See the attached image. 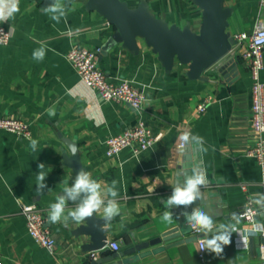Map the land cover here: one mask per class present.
<instances>
[{"label": "crops", "instance_id": "0c3cea01", "mask_svg": "<svg viewBox=\"0 0 264 264\" xmlns=\"http://www.w3.org/2000/svg\"><path fill=\"white\" fill-rule=\"evenodd\" d=\"M136 7L141 0H123ZM66 18L53 20L44 12L42 0H18L19 11L0 20L10 32L7 44L0 45V116L26 120L31 129L28 138L0 130V261L2 264H264L260 246L263 234L249 237L247 247L232 243L217 256L208 250L199 256L203 234L191 232L181 207L168 209L164 201L171 195L179 168L188 154L192 167L201 166L208 183L200 189V207L214 223L227 224L234 214L241 216L247 197L264 195L261 168L246 155L255 141L250 130V72L241 58L246 42H236L228 54L204 70L199 78L187 75L188 66L175 62L166 70L157 54L143 40L139 51L132 52L121 43L108 44L115 28L86 0H61ZM154 16L183 28L198 31L201 9L192 0H146ZM232 8L227 30L231 35L250 33L264 14L259 0H225ZM73 46L101 47L99 67L112 81L130 80L143 90L140 110L127 103L104 100L86 87L67 60ZM44 50L43 59L34 52ZM234 62L236 70L221 71L223 64ZM226 71V72H225ZM264 82V68L260 74ZM207 101L203 112L198 104ZM54 112V115H50ZM142 119L159 138L147 150L134 153L125 148L107 156L105 140L121 133ZM184 133L204 140L206 152L182 150ZM62 137L76 141L86 171L106 190L116 182L120 214L103 227L107 240L117 241L119 249L108 247L93 251L84 246L89 236L76 234L85 224L69 218L53 224L48 219L49 205L64 195L63 181L71 186L72 170L62 164L61 154L69 149ZM36 140L33 150L31 141ZM51 169L42 195L36 194L38 165ZM189 174V173H188ZM21 204H35L44 216L45 226L55 239L48 250L27 232ZM254 204V203H253ZM76 204L68 201L67 208ZM254 206L258 209L259 206ZM165 211L173 213V222H163ZM67 212V209H66ZM103 217L102 211L95 213ZM264 223V213L254 217ZM179 225L182 234L164 239L162 235ZM188 226V228H186ZM251 222L241 219L242 231ZM200 237H197V236Z\"/></svg>", "mask_w": 264, "mask_h": 264}, {"label": "water", "instance_id": "95a60500", "mask_svg": "<svg viewBox=\"0 0 264 264\" xmlns=\"http://www.w3.org/2000/svg\"><path fill=\"white\" fill-rule=\"evenodd\" d=\"M192 1L201 9V23L197 32L191 30L188 25L181 28L154 16L146 0H141L136 7L128 6L123 0H86V7L96 11L114 26L115 31L108 44L121 43L128 50L137 53L138 40H143L157 54L166 70H170L175 62L185 64L188 66L187 75L196 79L204 70L223 59L236 40L227 30L232 8L224 5L225 0ZM42 2L43 6L47 7L53 3V0H42ZM225 69L234 72L236 65L232 61L226 62L221 71ZM62 141L70 152L69 154L66 151L62 152V164L69 167L75 176L81 169L86 171L76 141L65 137H62ZM73 152L76 154L73 155ZM192 166L187 154L179 168L191 174ZM83 196L82 193L76 202H70L78 204ZM84 222L85 224H81L75 230L76 234L89 236L90 241L84 247L90 251L105 249L108 231L103 227L105 219L94 213L92 217L85 218ZM184 229L177 225L166 231L162 237L168 239L179 236ZM199 235L197 237L201 236Z\"/></svg>", "mask_w": 264, "mask_h": 264}, {"label": "built area", "instance_id": "2783aa9c", "mask_svg": "<svg viewBox=\"0 0 264 264\" xmlns=\"http://www.w3.org/2000/svg\"><path fill=\"white\" fill-rule=\"evenodd\" d=\"M264 8V0H259ZM236 42H246L241 50V58L247 65L250 77V130L255 136V141L247 148L246 155L256 159L261 168L262 181L264 182V82L260 74L264 68V14L257 21L250 33L241 32L232 35ZM10 39V32L4 25H0V45L7 44ZM101 47L73 46L67 52L66 58L76 70L80 81L88 88L95 90L102 99L127 103L136 110H140L145 100L142 89L135 86L130 80L112 81L99 67L97 55ZM207 101L198 104V110L203 112L206 109ZM0 130L15 134L20 138H28L31 135L29 123L21 118L0 116ZM154 135L142 119H138L132 127L124 129L121 133L109 136L105 140L107 156L118 154L125 148H131L136 153L143 152L151 147L159 138ZM184 142L181 141L180 146ZM257 210L252 199L247 197L241 217L249 221L245 213L248 209ZM20 212L25 218L26 229L29 235L41 246L48 250L55 247V239L52 233L45 226L44 216L35 204H21ZM255 215L252 217L254 220ZM249 221V222H252ZM192 233L199 234L200 231L189 226ZM264 236V234H263ZM105 247L114 251L119 249L117 241L106 242ZM264 258V242L260 246ZM205 250H201V239L199 240V256L202 257ZM92 256L95 252L92 251ZM0 264L1 261H0Z\"/></svg>", "mask_w": 264, "mask_h": 264}, {"label": "clouds", "instance_id": "9594fccd", "mask_svg": "<svg viewBox=\"0 0 264 264\" xmlns=\"http://www.w3.org/2000/svg\"><path fill=\"white\" fill-rule=\"evenodd\" d=\"M19 11L18 0H0V20H5L13 13ZM44 12L51 13L52 19L59 22L61 17L66 18V9L61 0H53L50 6L44 8ZM44 50L40 49L34 52V58L43 59ZM54 115V112H50ZM180 139L184 142L182 150L191 146L193 152L199 150L206 152L204 140L198 135L184 133ZM37 141H31V147L36 149ZM76 152H73L75 155ZM44 163L38 165L36 173V194L42 195V190L46 187L44 183L48 172ZM208 183L204 169L196 165L193 167L191 174L182 172L177 175L176 183L172 188L171 195L164 201L165 207L172 209L173 207L183 206L185 209L191 208V212L182 211L179 217H183L197 231L203 234L201 238V250H208L220 256L223 253L224 247L232 243V234L236 233L239 237L238 245L247 247L250 236L256 234H264V223L252 221V217L257 214L264 213V195L256 194L252 203L259 206L257 210L251 208L245 213L251 226L249 229L242 231L239 227L242 217L234 214L232 221L227 224L216 225L212 216L202 210L200 207H193L196 201L201 199L200 189ZM62 191L64 195H59L54 203L49 205L48 219L51 223L56 224L63 222L67 225L69 218L74 222H81L85 218H90L94 213L101 212L105 221H110L115 216L120 214V207L117 202L119 192L116 187V182L113 181L111 186L105 190L102 183L94 179L91 174L81 169L75 177L71 186L68 185V180L63 181ZM84 194L74 208L68 209V201L76 202L77 199ZM67 209V212H66ZM163 222L171 224L173 222V213L165 211L161 217Z\"/></svg>", "mask_w": 264, "mask_h": 264}]
</instances>
